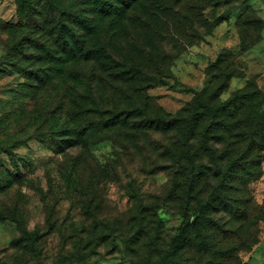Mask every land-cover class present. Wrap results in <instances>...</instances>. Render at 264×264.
<instances>
[{"label":"rangeland","instance_id":"374dc122","mask_svg":"<svg viewBox=\"0 0 264 264\" xmlns=\"http://www.w3.org/2000/svg\"><path fill=\"white\" fill-rule=\"evenodd\" d=\"M27 1L32 10L20 0H0V264H156L181 234L184 246L174 264H264V149L241 168L233 138L190 144L193 124L182 137L165 121L148 129L145 119L155 120L153 112L140 119L127 118V110L120 117L124 126L91 130L81 140L61 131L108 120L103 113L121 107L123 83L110 72L91 71L96 64L89 61L82 76L71 56L77 38L94 58L101 55L94 52L98 43L126 68L163 76L150 83L145 74L129 88L144 85L149 100L171 115L208 84L209 65L220 54L229 56L228 66L223 61L211 69L233 74L228 81L217 78L224 87L219 98L257 89L262 97L257 109L254 100L248 103L243 118L240 112L228 117L225 134L237 131L242 118L260 139L264 2L220 0L203 8V0H165L178 10L157 14L144 37L130 40L136 48L121 54L115 47L123 48L138 30L130 12L111 43L108 20L98 30L75 23L74 13L92 18L84 0ZM241 38L254 45L242 51ZM148 41L151 52L144 51ZM212 192L214 206L206 211ZM235 200L243 201V214L234 209ZM143 209L145 228L139 226Z\"/></svg>","mask_w":264,"mask_h":264},{"label":"trees","instance_id":"16d2710c","mask_svg":"<svg viewBox=\"0 0 264 264\" xmlns=\"http://www.w3.org/2000/svg\"><path fill=\"white\" fill-rule=\"evenodd\" d=\"M165 0H155L156 3H153L152 0H84V8L87 10L90 8V15L92 16L91 19H88L82 14L74 13V21L76 24L81 26L83 29H87V27H91V29L100 28L105 24V22L109 21V34L107 35V39L109 42H116L117 41V34L119 33V28L126 23L127 13H131V20L138 23V30L134 33H131L128 41L124 42V47H120L121 43H118V46L113 47L116 48L119 52L125 50L126 52L130 49L136 48L135 44H132L133 37L140 35V37H144V31L146 28L150 26V22L153 18L157 17V14L160 12L163 13H172V10H178L175 5H178L184 0H176L175 5H168L164 2ZM264 2V0H262ZM21 7L27 10V8L32 10V3L27 0H20ZM147 4L145 5V3ZM220 0H203V8H206L211 5L219 4ZM139 11V14L136 16L137 12ZM179 15L182 13L180 11ZM136 16V17H135ZM128 18V19H130ZM197 18H200V14L197 15ZM88 21L94 22L93 25H87ZM206 20L204 17H202L201 25L205 24ZM260 22V20L258 21ZM257 22V23H258ZM143 31H142V29ZM164 28V27H163ZM126 29V28H125ZM162 28L157 29V31L160 33ZM167 29L165 32L167 33ZM154 31V30H151ZM155 32V31H154ZM175 31L172 29L170 31V34L173 35ZM132 37V39H131ZM152 42L148 41L144 47L145 52H151L148 50V46H152ZM70 45V44H69ZM252 45H254V42H251L249 44H246L243 38H241V48L242 51H248ZM71 46V45H70ZM85 42H80L77 38L72 45V48L74 51L71 52V56L77 61L78 64H81L83 75L85 76L84 68L87 67L86 64L89 61H95L96 65L90 66L92 68L91 71L100 68L105 72H110L112 74V77L114 78V81H118L123 83L122 86L117 92L118 98V105L121 107L119 109L115 110H106L103 114L109 113L108 120L99 119L97 121H91L86 120L84 121L79 127L76 129H70L66 128L64 129V126L61 128L63 131L64 136H71L73 134L72 139L73 140H81L83 139L86 134L91 130H100V129H114L117 127V125L124 126L125 122H123V119L120 117L123 115L126 117L125 111L128 110V112H131L130 115L127 118H140L143 115L150 116L153 113H155V120H149L146 118L145 122H149V127L152 126L151 123H156L160 121H165L172 126L169 127L170 130L174 131L176 129L179 130L178 137H182L185 132H187V124L191 123L193 124V128L191 131L195 132L194 137L191 136V139L189 143L196 142L198 140L200 141H206L208 143L209 141L213 140L216 143H222L223 141H226L227 139H232V144L236 145V151H235V157L238 162H240L241 168L244 167V165H248L250 162H254L257 160L258 155H254V151H262L264 149V135L262 133L260 134V139H256L255 134L250 135L247 127L248 122H245L243 116L245 115L246 109L249 106L248 103L251 101H255L257 105H255V108L261 106L260 99L262 97V93L257 90L252 91H237L232 96L225 100H221L220 94L224 90V87L221 84L218 83L219 80L217 78L219 76L222 77V79L229 80L232 78L233 74L229 72H214L211 73V69L213 68H219L220 64L223 61H227V66L231 62V60H227V57L229 59V56H223L220 54L217 59L209 65L208 68H210V72H208L209 75V82L208 84L201 89L200 91L194 92V98L179 112L176 114H168L164 113L158 106H156L154 103H152L148 96L144 92V85L139 87H133L134 89H130L129 86L133 85V83L136 80H139L140 78L145 77V74L149 75V80H151L150 83L156 82L159 79L163 78V76L158 75V73L150 74L148 72H144L143 70H136L133 71L136 67L135 65H132V68H126V63L124 61H117L111 53L106 50L105 47L100 46V49L98 48V43H95V51L94 52H101L100 57H93L92 52H85L84 47ZM111 46V44L109 45ZM138 52L139 54H142V51L139 48ZM124 52H121V54H124ZM90 55V57H89ZM126 58V56H125ZM97 64L99 65L97 67ZM140 70V71H139ZM78 78H81V75L79 76L78 73H74ZM221 79V80H222ZM149 83V85H150ZM126 84V85H125ZM99 92V91H98ZM93 93L91 90H89V95L91 96ZM103 96L104 93H99ZM101 95V96H102ZM124 95V97L121 98V96ZM94 96V95H93ZM116 95L114 96V98ZM139 100V104L135 105L136 100ZM130 104V105H128ZM93 105L98 108V104L96 100L93 102ZM71 112V110H70ZM235 112L241 113V119L238 121L236 128H238L237 131L230 132L228 136L225 134L226 131H224V124L227 121V118L230 116H233ZM141 119V118H140ZM209 119H211L210 123ZM148 120V121H147ZM126 121V119H125ZM207 122V123H206ZM144 123V122H143ZM205 123V124H204ZM184 125V126H182ZM142 127V125H141ZM185 127V128H184ZM52 136H55L52 134ZM226 136V137H225ZM178 142V140H177ZM180 143V147H182L181 152H186V146L182 142ZM197 153H193V156H195ZM236 168V167H235ZM225 172V171H224ZM247 174H251V172L246 169ZM254 178V177H251ZM214 192L211 193L210 198H208V202L210 204L206 205L209 207H206L207 210L212 211V207L214 206ZM246 203V202H245ZM213 205V206H212ZM243 201H236L235 200V206L234 209L238 214L244 213V207L245 205ZM217 207V205H215ZM243 206V207H242ZM148 211H151V208L149 205L145 206ZM202 210L204 208V204H202ZM153 209V208H152ZM151 214H156L155 210L151 211ZM147 213L146 210L141 211V218L139 219V226L141 228L147 227ZM160 224V221L157 220L156 228H158ZM185 236L183 234L175 236L172 242L171 247L162 253L159 256V259L157 260L156 264H174L175 258L180 253V251L183 249V242H184Z\"/></svg>","mask_w":264,"mask_h":264}]
</instances>
